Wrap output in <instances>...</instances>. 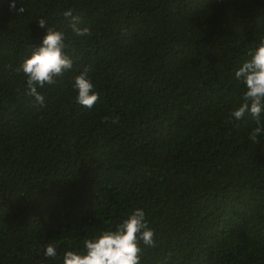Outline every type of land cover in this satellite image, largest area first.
<instances>
[{"label": "trees", "instance_id": "trees-1", "mask_svg": "<svg viewBox=\"0 0 264 264\" xmlns=\"http://www.w3.org/2000/svg\"><path fill=\"white\" fill-rule=\"evenodd\" d=\"M15 2L0 0V264H63L136 209L155 233L140 264H264V134L253 143V117L230 116L264 0ZM41 18L73 61L38 88L42 108L16 71L42 46ZM88 65L91 109L73 89Z\"/></svg>", "mask_w": 264, "mask_h": 264}, {"label": "clouds", "instance_id": "clouds-1", "mask_svg": "<svg viewBox=\"0 0 264 264\" xmlns=\"http://www.w3.org/2000/svg\"><path fill=\"white\" fill-rule=\"evenodd\" d=\"M9 10H17L16 2L12 0ZM20 13L24 7L18 9ZM69 20V27L77 37L90 36L88 27L81 28L80 18L74 16L71 10L63 12ZM38 26L46 30L42 46L34 48L30 58L16 69L26 78L27 95L34 97V106L44 107V96L38 88H44L56 83V79L73 68L72 59L65 54V34L53 27H48L47 21L41 18ZM250 59L243 62L235 72L237 81L245 85V91L240 98V104L230 116L240 120L246 113L255 120L256 127L249 133V140L258 143V137L264 134V123L261 114L264 113V39H260L254 51L248 53ZM91 65L83 67L79 75L74 77L73 89L78 92L76 102L91 109L99 99V94L94 91L91 81ZM119 122L116 117L113 124ZM154 231L149 228L145 213L136 209L123 223L117 225L115 231H104L95 239L84 241L86 254H77L66 251L63 255V264H140L142 249L140 242L148 247H155ZM45 258H56V247L49 244L44 251Z\"/></svg>", "mask_w": 264, "mask_h": 264}]
</instances>
